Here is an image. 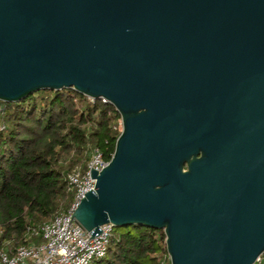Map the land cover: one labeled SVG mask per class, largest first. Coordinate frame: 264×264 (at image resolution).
I'll return each mask as SVG.
<instances>
[{
	"label": "water",
	"instance_id": "water-1",
	"mask_svg": "<svg viewBox=\"0 0 264 264\" xmlns=\"http://www.w3.org/2000/svg\"><path fill=\"white\" fill-rule=\"evenodd\" d=\"M63 89L121 122L70 217L89 239L159 230L169 264L264 253V0H0V101Z\"/></svg>",
	"mask_w": 264,
	"mask_h": 264
},
{
	"label": "trees",
	"instance_id": "trees-1",
	"mask_svg": "<svg viewBox=\"0 0 264 264\" xmlns=\"http://www.w3.org/2000/svg\"><path fill=\"white\" fill-rule=\"evenodd\" d=\"M6 108L0 132V240L15 246L28 227L69 209L74 192L66 176L77 168L86 171L92 148L110 160L120 117L112 106L72 89L39 91ZM164 241L159 230L113 228L105 255L89 264H169Z\"/></svg>",
	"mask_w": 264,
	"mask_h": 264
},
{
	"label": "built area",
	"instance_id": "built-area-1",
	"mask_svg": "<svg viewBox=\"0 0 264 264\" xmlns=\"http://www.w3.org/2000/svg\"><path fill=\"white\" fill-rule=\"evenodd\" d=\"M6 114V103L0 101V132L4 130ZM106 165L101 152L92 148L86 171L77 168L66 176L68 190L74 192L69 209L46 223L28 227L21 244L11 246L8 240L1 239L0 264H89L93 259L103 257L112 225L101 226L102 232L89 239L90 235L73 218L70 221V217L84 194L94 189L96 181L91 179V169L100 172ZM263 260L264 253L254 264H261Z\"/></svg>",
	"mask_w": 264,
	"mask_h": 264
},
{
	"label": "rangeland",
	"instance_id": "rangeland-1",
	"mask_svg": "<svg viewBox=\"0 0 264 264\" xmlns=\"http://www.w3.org/2000/svg\"><path fill=\"white\" fill-rule=\"evenodd\" d=\"M118 128H119L120 131H121V122H120V121L118 122Z\"/></svg>",
	"mask_w": 264,
	"mask_h": 264
}]
</instances>
